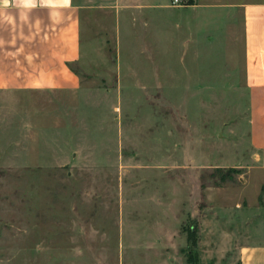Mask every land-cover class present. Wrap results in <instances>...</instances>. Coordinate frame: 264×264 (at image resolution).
Wrapping results in <instances>:
<instances>
[{
    "label": "rangeland",
    "instance_id": "obj_1",
    "mask_svg": "<svg viewBox=\"0 0 264 264\" xmlns=\"http://www.w3.org/2000/svg\"><path fill=\"white\" fill-rule=\"evenodd\" d=\"M162 2L84 17L78 87L0 93V264H187L194 224L199 264H239L223 234L264 230L242 29Z\"/></svg>",
    "mask_w": 264,
    "mask_h": 264
},
{
    "label": "crops",
    "instance_id": "obj_2",
    "mask_svg": "<svg viewBox=\"0 0 264 264\" xmlns=\"http://www.w3.org/2000/svg\"><path fill=\"white\" fill-rule=\"evenodd\" d=\"M145 1L157 9L170 7L162 0H0V93L78 87L79 77L70 66L82 58L84 17L96 10L119 16L143 9ZM191 1L182 8L218 10L219 31L226 25L230 38L237 37L238 25L242 29L252 148L246 168L264 172V0ZM246 225L223 237L236 242L232 247L239 264H264V230Z\"/></svg>",
    "mask_w": 264,
    "mask_h": 264
},
{
    "label": "trees",
    "instance_id": "obj_3",
    "mask_svg": "<svg viewBox=\"0 0 264 264\" xmlns=\"http://www.w3.org/2000/svg\"><path fill=\"white\" fill-rule=\"evenodd\" d=\"M190 2L189 4H192L191 0H188ZM71 68V66H70ZM73 71V70H72ZM74 72V71H73ZM76 73V72H74ZM233 173L239 174L238 169H223V168H216L213 177H218L220 179L221 183H225L227 180H234L233 179ZM216 185L218 186V181H215ZM187 232V243H188V259H187V264H199L198 261V246H199V231L198 227L196 224L194 226H190L186 229Z\"/></svg>",
    "mask_w": 264,
    "mask_h": 264
},
{
    "label": "built area",
    "instance_id": "obj_4",
    "mask_svg": "<svg viewBox=\"0 0 264 264\" xmlns=\"http://www.w3.org/2000/svg\"><path fill=\"white\" fill-rule=\"evenodd\" d=\"M186 2H188L187 0H173V4L177 5V6H184L187 5Z\"/></svg>",
    "mask_w": 264,
    "mask_h": 264
}]
</instances>
